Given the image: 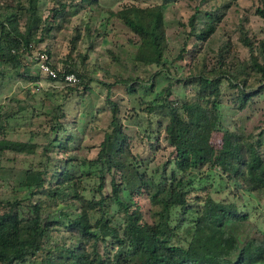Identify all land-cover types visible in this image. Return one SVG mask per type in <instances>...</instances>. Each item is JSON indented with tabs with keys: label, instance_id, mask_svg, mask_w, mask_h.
Returning <instances> with one entry per match:
<instances>
[{
	"label": "trees",
	"instance_id": "1",
	"mask_svg": "<svg viewBox=\"0 0 264 264\" xmlns=\"http://www.w3.org/2000/svg\"><path fill=\"white\" fill-rule=\"evenodd\" d=\"M175 1L114 9L100 0H52L47 15L46 0L0 4L2 81L6 75L29 81L28 94L42 77L64 83L69 92L88 93L101 83L111 115L100 142L89 144L97 152L82 156L86 126L99 127L100 106L91 109L90 122L77 126L64 102L51 100L48 110L36 112L43 119L32 132L46 137L38 142L8 136L21 98L3 105L0 168L8 152L40 153L41 160L27 161L17 185L0 191V264H264V221L247 233L251 212L246 200L237 199L264 192V36L248 24L238 0H195L188 18H177L180 46L170 57L166 12ZM233 5L245 55L221 23ZM253 6L264 18V0ZM75 15L80 21L67 53L55 58L53 39ZM114 18L134 34L129 41L136 46L135 68H155L149 83L141 74L113 73L98 57L91 61ZM39 52L56 76L39 65L32 69ZM184 66L188 72L180 76ZM99 70L104 78H97ZM68 74L76 80L69 82ZM162 74L176 80L152 98L141 93L153 92ZM176 83L187 88L186 96L175 92ZM115 87L139 96L135 123L147 154L134 148ZM225 105L237 111L234 128L224 123ZM257 111L261 117L253 128L240 125L243 114L250 118ZM162 140L170 150L161 158ZM218 141L228 147L216 158ZM212 169L226 181L229 192L221 197L214 194Z\"/></svg>",
	"mask_w": 264,
	"mask_h": 264
},
{
	"label": "rangeland",
	"instance_id": "2",
	"mask_svg": "<svg viewBox=\"0 0 264 264\" xmlns=\"http://www.w3.org/2000/svg\"><path fill=\"white\" fill-rule=\"evenodd\" d=\"M15 1V0H14ZM162 0H100L101 4L111 6L114 9H119L126 4H153L161 2ZM3 0H0V4ZM196 3L195 0H177L172 3V6L167 9L166 17L170 21L169 34H170V57L177 54L178 47L180 46L179 34L176 32L179 30V25L177 18L183 16L185 19L192 13L193 8L191 5ZM254 0H238L237 6L241 10H247L249 14L248 24L252 29L257 32L260 36H264V18L255 12V7L253 6ZM52 5V0H46L42 4L44 9V14H49V7ZM236 5H233L230 8V13L227 18H225L221 23L224 25V28L228 34L231 35L232 40L234 41V46L237 50H240L241 54H246L247 49L243 46L238 40V31L235 28V20L239 14L238 10H235ZM102 17V16H101ZM79 15L72 17L71 21L65 24L63 30L57 32L56 37L53 39V50L54 57H63L68 50L69 40L73 34V29L75 25L80 21ZM134 34L125 26L119 19L114 18L108 28V35L105 40L99 43L95 51L91 52V61L94 63L95 59L98 57L100 64L106 68H109L113 73L121 74L124 77L136 76L141 74L143 81L146 83L150 82L151 72L155 68H147L143 65L137 66L133 62V55L135 51V44L129 41V38H133ZM221 39H214L213 45L216 47L220 43ZM46 43L41 45L45 46ZM85 48V46H83ZM217 48V47H216ZM30 58L31 55L28 54ZM39 63H34L32 69L36 71L38 69ZM187 66L181 68L180 76H183L187 73ZM97 78H104L103 71L96 72ZM175 78H167L165 74H162L157 78V85L155 90L147 91V93L141 91L147 98H152L155 96L156 92L161 91L168 82ZM107 80L112 81L114 78H108ZM30 86L29 81L23 79L10 78L6 75L4 81H2L0 76V110L3 105L7 104L12 97L21 98V101L17 103L21 109L19 113L11 119L14 123L15 128L9 131L8 136L10 138L26 140L32 138L34 141L44 142L46 137L41 134L35 136L32 130L40 129V121L43 119V115H37L36 112L41 110H48L53 102H64L67 111L70 112L71 117L76 119V125L79 126L82 123L90 122L92 119L91 109H95L100 106V109L97 111V116L95 120L98 122L99 127H92V123H88L86 126V143L84 147L80 150V154L84 155H94L98 147H91L89 144H98L103 137V128L107 126L110 119V110L108 105L105 103L107 89L102 87L101 83H95V87L91 92L86 93L83 89H79L73 92H69L64 88V83L53 82L45 77L38 82V85L32 86V94L26 93L27 87ZM82 88V86H80ZM116 88V87H115ZM62 89V90H61ZM174 90L177 94L181 96H186L187 88L181 84L176 83L174 85ZM68 93V94H67ZM116 99L121 103V112L125 120V124L128 126V130L133 134V145L136 151H142L144 154H147L148 147L145 143L139 140L137 134L138 125L135 123L136 115L134 107L137 108L138 112H141L139 109V96L137 94H128L124 89L116 88L114 93ZM263 98V97H262ZM261 98V99H262ZM52 100V101H51ZM262 106H264V100H261ZM107 105V106H105ZM263 108H261L262 110ZM224 111V123L227 125L235 127L234 118H237V111L230 105H225L223 108ZM133 113L132 116H130ZM261 117V111L255 112L251 115L250 118L243 114V122L240 123L244 128L251 129L253 125L257 122V119ZM32 120V122H31ZM31 122V123H30ZM167 120H164L166 123ZM75 123H70V127H73ZM264 125V123H263ZM264 137V136H263ZM162 148L159 151L158 155L162 158L166 156L170 150V147H167V141L162 140ZM228 147V144L219 142L217 143V149L215 157L219 158L223 151ZM17 157V159H15ZM27 158V160H25ZM41 160L40 153L36 154H27L20 153L15 155L14 152H8L7 157L3 159L4 167L0 168V191L10 189L11 185H17L19 174L21 168L26 164L27 161H33L37 163ZM213 175L215 182V191L216 196H223L225 193L229 192L225 187L226 181L222 179L220 173L217 170H210ZM4 181V182H2ZM245 197H238V201L244 203V200L247 201L248 210L251 212V220L247 224V233H253L256 228L261 225L264 221V192L255 194L253 197L248 196L245 193ZM230 197H233V194H230Z\"/></svg>",
	"mask_w": 264,
	"mask_h": 264
},
{
	"label": "built area",
	"instance_id": "3",
	"mask_svg": "<svg viewBox=\"0 0 264 264\" xmlns=\"http://www.w3.org/2000/svg\"><path fill=\"white\" fill-rule=\"evenodd\" d=\"M37 55H39V66L42 70H44L45 72H47L48 74H51L53 76L57 75V71L56 69L52 68L48 63H47V55L43 52H39ZM66 79L69 82H74L76 80V76L74 74H68L66 76Z\"/></svg>",
	"mask_w": 264,
	"mask_h": 264
}]
</instances>
